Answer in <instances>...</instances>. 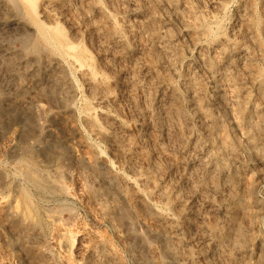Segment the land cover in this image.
Wrapping results in <instances>:
<instances>
[{"label": "rangeland", "instance_id": "obj_1", "mask_svg": "<svg viewBox=\"0 0 264 264\" xmlns=\"http://www.w3.org/2000/svg\"><path fill=\"white\" fill-rule=\"evenodd\" d=\"M0 264H264V0H0Z\"/></svg>", "mask_w": 264, "mask_h": 264}, {"label": "bare ground", "instance_id": "obj_2", "mask_svg": "<svg viewBox=\"0 0 264 264\" xmlns=\"http://www.w3.org/2000/svg\"><path fill=\"white\" fill-rule=\"evenodd\" d=\"M28 175L30 176V177H33V174L31 173V172H29L28 171ZM178 231V227L177 226H173L172 228H171V233H174V232H177ZM157 235L159 236V237H161V238H164V239H168V238H171L170 237V235H169V232H167V231H160V232H158L157 233ZM174 246V245H173ZM175 247V246H174ZM174 247H171L170 249H169V252H170V254L173 256V257H175L176 259H178V261H180V258H179V252L180 251H178L179 249H177V248H174ZM177 247V246H176ZM179 248V247H178ZM182 263V262H181Z\"/></svg>", "mask_w": 264, "mask_h": 264}]
</instances>
